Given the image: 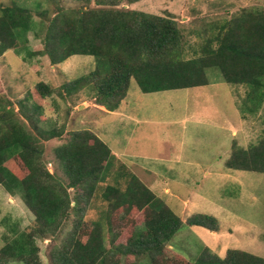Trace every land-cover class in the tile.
<instances>
[{
  "label": "trees",
  "instance_id": "obj_1",
  "mask_svg": "<svg viewBox=\"0 0 264 264\" xmlns=\"http://www.w3.org/2000/svg\"><path fill=\"white\" fill-rule=\"evenodd\" d=\"M74 1V7L60 6L47 20L40 13L38 22L23 7H0V57L11 50L25 62L47 57L51 66L72 56H91L96 61L93 71L60 90L38 82L19 101L17 111L0 98V186L18 196L34 219L32 231L12 227L2 235L0 264H36L39 249L34 240H50L69 217L67 190L86 191L87 201L105 183L106 170L111 167L108 146L91 131L77 130L69 132L65 143L53 150L67 184L49 173L42 162V145L65 135L36 125L44 119L40 104L44 100L54 95L73 96L88 88L96 105L114 112L132 79L144 94L188 89L206 86V70L216 68L225 83L247 88L244 104L252 107L244 110L253 113L264 103V9L242 10L216 26V33L204 40L193 57L185 59L183 34L172 14L136 11L120 6L118 0ZM29 32L38 38L41 35L42 50L29 48ZM35 96L38 102L33 101ZM28 113L37 116L36 124ZM225 166L264 174V129L256 146L232 151ZM23 171V177L15 175ZM102 190L100 197L107 205L102 215L110 231L115 216L131 227L141 216L142 227H134L124 245L107 248L99 223L78 221L52 255L51 264H264V255L227 249L219 257L206 246L194 262L186 261L171 248L170 239L183 225L217 233L215 217L195 213L181 220L133 174L124 183L105 184Z\"/></svg>",
  "mask_w": 264,
  "mask_h": 264
},
{
  "label": "rangeland",
  "instance_id": "obj_2",
  "mask_svg": "<svg viewBox=\"0 0 264 264\" xmlns=\"http://www.w3.org/2000/svg\"><path fill=\"white\" fill-rule=\"evenodd\" d=\"M118 2L120 6L148 14H172L183 34L185 59L193 57V52L205 43L204 40L216 33V26L236 17L242 10L264 9V0ZM13 5L29 10L33 20L38 22L42 18L40 13H44L43 17L47 20L60 6L70 8L76 2L0 0V7ZM40 36L35 37L33 32L27 34V45L31 50H42ZM95 66L96 61L91 56H72L62 64L51 66L47 57L37 56L25 62L13 51H7L0 57V98L17 111L19 101L33 92L38 82L60 90L62 85L89 74ZM206 77V86L149 94L142 93L132 79L126 97L113 113L91 108L95 102L91 95L93 91L89 92L88 88L73 96L54 95L41 102L44 119L39 124L35 122L37 116L28 113L39 129H53L65 135L64 139L42 145V162L49 173L54 174L64 185L67 179L53 150L65 143L69 132L89 130L112 152L109 161L111 167L106 170L105 183L98 186L93 197L86 201V191L67 190L71 201L69 217L62 223L59 233L50 240H34L39 249L36 264H51L54 261L52 255L78 221L99 223L107 248L109 245H124L134 227H142L143 218L139 216L134 219V227H131L124 226L115 216L110 231L103 216L107 205L100 194L105 184L124 183L129 174L142 181L154 178L159 190L162 181H166L168 185L165 188L170 190V195L158 199L181 220H186L193 212L191 203L194 209L202 211L217 205L223 207L221 202L226 201V208L232 210L228 216L236 226L228 220L222 222L229 228L223 229V233L218 236L217 251L222 253L227 249L238 248L256 254L258 250L259 256L262 255L260 246L259 249H256V245L251 249L249 239L253 237L264 245V174L232 170L228 176L218 177L212 171L209 176H204L203 169L208 168V165H212L209 170L219 168L221 161L228 160L232 151L249 149L258 144L264 129V103L250 113L244 110L245 106L247 109L252 107L250 103L244 104L247 88L225 83L216 68L207 69ZM33 101L39 100L35 96ZM21 174L15 172L20 178L26 172ZM18 198L0 186V247L4 243L2 235L8 232V228L17 227L27 232L34 229L32 214ZM209 236L207 230H192L183 225L169 244L186 261L194 262L202 248L210 244ZM213 240L216 244L215 238Z\"/></svg>",
  "mask_w": 264,
  "mask_h": 264
},
{
  "label": "crops",
  "instance_id": "obj_3",
  "mask_svg": "<svg viewBox=\"0 0 264 264\" xmlns=\"http://www.w3.org/2000/svg\"><path fill=\"white\" fill-rule=\"evenodd\" d=\"M94 107H95V109H97V110H103V112H107L103 107H100V106H98V105H96V104H93L92 103V106H91V108H93L94 109ZM99 108V109H98ZM90 110H92V109H90ZM100 112H102V111H100ZM113 113V112H112ZM101 140V139H100ZM102 141V140H101ZM51 142L52 141H50L48 144H51ZM103 142V141H102ZM104 143V142H103ZM112 153V152H111ZM227 161V159L226 160H224V161H221V167H219V168H213V169H211V170H209L211 167H212V165H208V168H205V169H203L204 170V173H203V175L204 176H209L210 175V171H212V173H214V174H216L218 177L219 176H228V175H230V174H232L231 172H232V170H230V169H227L226 168V166H225V162ZM164 163V162H163ZM139 179V178H138ZM140 180V179H139ZM157 198H160V199H162V198H164L165 196L164 195H170V193H169V189L168 188H165L167 185H168V183L166 182V181H162V186H161V189L159 190V185H158V182L154 179V178H151V179H145V181H142V180H140ZM166 191H168V192H166ZM221 205L223 206V207H221L220 205H217L215 208H211V209H209V210H202V211H199V210H197V209H194L195 207H194V204H190V209L193 211V212H191L190 213V215L191 214H195V213H203V214H208V215H211V216H213V217H215L217 220H218V223H219V231L217 232V233H215V232H210V231H208L209 233H210V236H209V241H210V244H208L207 246H209L208 248L212 251V252H214L216 255H218L219 257H223L224 256V253L226 252V250L224 251V252H222V253H220L219 251H217L218 250V236H220L223 232H221L223 229H225V228H229V227H226V226H224L223 224H222V222H225L226 220H228L230 223H233L235 226H236V223L235 222H232L233 220L230 218V216H228L230 213H231V211L229 210V209H227L226 208V201H224V202H221ZM227 217L229 218V219H227ZM240 222H242V220L240 221ZM227 223V222H226ZM242 223H245V222H242ZM229 223H227V225H228ZM197 229H201V230H205V229H203V228H198V227H192V230H197ZM215 238V240H216V244H215V242H214V239ZM250 241H249V244L251 245L250 247H251V249H254V246L256 245V249H259V246H260V251H263V253H262V255H260L259 256V251L257 250V254L256 253H254L252 250V252H248V253H250V254H253V255H255V256H259V257H261V256H263L264 255V245H262L259 241H257V240H254L253 239V237H250V239H249ZM206 246V247H207ZM232 249H234V248H232ZM235 249H238V248H235ZM244 251V250H243Z\"/></svg>",
  "mask_w": 264,
  "mask_h": 264
}]
</instances>
